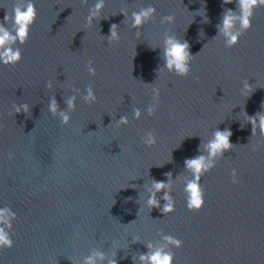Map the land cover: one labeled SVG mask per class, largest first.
Segmentation results:
<instances>
[{"label":"water","instance_id":"obj_1","mask_svg":"<svg viewBox=\"0 0 264 264\" xmlns=\"http://www.w3.org/2000/svg\"><path fill=\"white\" fill-rule=\"evenodd\" d=\"M34 2L38 17L20 46L22 61L0 66V206L17 214L14 247L0 252L2 264H80L92 249L133 264L159 232L183 241L172 249L175 264H264V137L252 136L244 114L264 112V8L228 49L217 24L225 9L237 11L235 2L106 0L91 26L95 0ZM15 3L0 0V21ZM149 5L156 14L137 38L122 11L130 17ZM168 15L175 22L162 24ZM113 24L120 39L108 44ZM166 32L190 45L186 77L158 75ZM245 81L252 87L247 97ZM89 85L97 96L91 105L77 94ZM153 89L160 97L149 116ZM71 95L76 108L63 125L48 105L55 97L66 110ZM24 103L28 110L15 113L14 105ZM124 115L129 123L120 125ZM216 129L231 130L233 148L202 177L203 208L187 210L181 180L173 186L172 214L146 207L151 180L186 177L185 159L200 154ZM148 132L157 141L151 147L142 142Z\"/></svg>","mask_w":264,"mask_h":264},{"label":"clouds","instance_id":"obj_2","mask_svg":"<svg viewBox=\"0 0 264 264\" xmlns=\"http://www.w3.org/2000/svg\"><path fill=\"white\" fill-rule=\"evenodd\" d=\"M85 4L88 0H83ZM236 3L237 11L225 9L221 21L217 24L218 35L223 39L224 46L228 49L234 48L240 41V38L252 28V20L258 9L264 8V0H224L225 4ZM106 0H95L89 8L87 24L91 26L94 21L101 19V14L105 8ZM125 19L130 20L131 28L136 30L137 38H140V29L149 23L156 14V8L152 5L141 7L138 11L128 13L122 11ZM205 15L204 12L201 13ZM38 17L37 8L34 0H16L11 13L6 14L3 21H0V66H16L22 61V45L26 44L30 38V30ZM206 19V17H205ZM175 17L172 15L164 16L161 23L173 24ZM120 39L118 26H111L110 35L107 36L108 44H112ZM163 66L161 71L174 74L177 77H186L191 72V63L194 56L190 52V45L186 40L180 39L176 34L166 32L163 39V48L161 49ZM88 73L91 76L96 75L92 62L89 61ZM49 89L52 88L48 84ZM252 92V87L247 81L243 84L242 94L246 97ZM77 94L83 101L89 105L96 103L97 96L91 85L87 86L83 93L77 90ZM160 97L159 89H153V103L146 108L147 114L153 116L157 111V101ZM77 95H71L67 98L66 110H60L55 97H51L48 111L53 117H59L61 124L68 125L71 120L70 113L76 108ZM29 108L27 103L14 105L15 113L26 112ZM246 116L247 122L252 125V136L259 135L264 137V112H258L255 116ZM142 112L139 108L133 110V118L139 120ZM120 125H127L129 119L126 115L118 120ZM232 132L230 129L213 132L212 138L205 143L201 142L200 154L184 161L186 177H176L173 179L171 174L167 181L151 180L146 189V207L149 209L157 208L164 216L172 214L175 211L176 201L172 195L175 181L181 180L183 184V193L185 197L186 208L190 212L200 211L205 204V191L202 186V177L211 172L220 159L224 158V153L233 148L230 143ZM142 142L148 146L156 144V137L152 132H148ZM260 145L258 144L257 147ZM231 183H239L237 172L233 169L231 173ZM163 193L158 196V193ZM163 201V204H161ZM17 219V214L10 206H0V252L14 247L12 238L13 222ZM160 240L156 242L149 241L145 243L148 251L140 253L133 257V264H175V254L173 248L179 249L183 246V241L170 234L159 232ZM133 242H140L139 238L133 239ZM117 264L114 258L108 259L103 251L92 249L89 254L84 256L80 264ZM2 264V261H0Z\"/></svg>","mask_w":264,"mask_h":264}]
</instances>
